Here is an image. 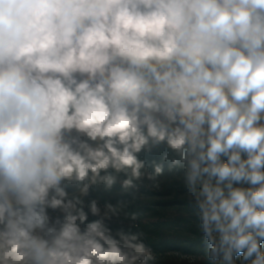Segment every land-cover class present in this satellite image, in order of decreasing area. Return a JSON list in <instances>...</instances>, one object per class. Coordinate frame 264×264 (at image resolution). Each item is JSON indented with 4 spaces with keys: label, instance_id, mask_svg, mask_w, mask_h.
<instances>
[{
    "label": "clouds",
    "instance_id": "clouds-1",
    "mask_svg": "<svg viewBox=\"0 0 264 264\" xmlns=\"http://www.w3.org/2000/svg\"><path fill=\"white\" fill-rule=\"evenodd\" d=\"M160 145L210 257L264 264V0H0V264H136L85 198Z\"/></svg>",
    "mask_w": 264,
    "mask_h": 264
},
{
    "label": "trees",
    "instance_id": "trees-1",
    "mask_svg": "<svg viewBox=\"0 0 264 264\" xmlns=\"http://www.w3.org/2000/svg\"><path fill=\"white\" fill-rule=\"evenodd\" d=\"M139 158L145 160L146 170L140 177L132 178L131 185H123L128 178L123 173H113L116 183L111 188L102 183L94 186L86 202L95 199L111 211V219L104 223L117 239L132 238L136 264H179L184 258L219 264L218 259L209 255L180 154L160 145L150 152H141ZM173 160L177 163L173 164ZM68 190L71 193L75 188L70 185ZM97 218L89 215V221ZM235 260L241 264L240 257Z\"/></svg>",
    "mask_w": 264,
    "mask_h": 264
},
{
    "label": "rangeland",
    "instance_id": "rangeland-1",
    "mask_svg": "<svg viewBox=\"0 0 264 264\" xmlns=\"http://www.w3.org/2000/svg\"><path fill=\"white\" fill-rule=\"evenodd\" d=\"M71 135H72V136H76L77 133H75V131H73ZM191 195H192L193 200H196L192 193H191ZM99 206H100V208H101V214H102V215H104L105 213L107 214L105 220H110V219H111V218H110V212H111V211H110L109 209H107V208L101 206V205H99ZM178 263H179V264H203L201 261H197V262H196V261H194L193 259H189V258H184V260H179ZM140 264H152V263H151V262H146V261H143V262L140 261Z\"/></svg>",
    "mask_w": 264,
    "mask_h": 264
}]
</instances>
